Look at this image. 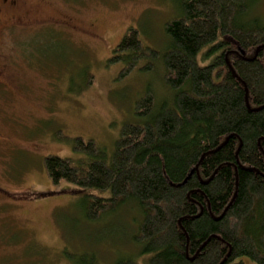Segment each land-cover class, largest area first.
Returning a JSON list of instances; mask_svg holds the SVG:
<instances>
[{
	"label": "trees",
	"instance_id": "obj_1",
	"mask_svg": "<svg viewBox=\"0 0 264 264\" xmlns=\"http://www.w3.org/2000/svg\"><path fill=\"white\" fill-rule=\"evenodd\" d=\"M175 1L164 51L130 28L111 59L121 78L160 63L166 99L148 90L113 152L76 139L79 157L48 156L46 173L90 224L129 209L133 259L264 264V17L258 0Z\"/></svg>",
	"mask_w": 264,
	"mask_h": 264
},
{
	"label": "rangeland",
	"instance_id": "obj_2",
	"mask_svg": "<svg viewBox=\"0 0 264 264\" xmlns=\"http://www.w3.org/2000/svg\"><path fill=\"white\" fill-rule=\"evenodd\" d=\"M175 2L19 0L14 12L2 8L1 33L8 26L0 40V264H75L81 258L147 264L148 258L127 252L130 210L88 223L81 197L61 193L66 183L53 186L44 160H75L76 139L113 152L124 124L140 121L139 99L148 90L157 103L166 99L160 63L121 78L123 64L111 59L130 28L164 51L165 26L178 16ZM254 12L264 17V0Z\"/></svg>",
	"mask_w": 264,
	"mask_h": 264
},
{
	"label": "flooded vegetation",
	"instance_id": "obj_3",
	"mask_svg": "<svg viewBox=\"0 0 264 264\" xmlns=\"http://www.w3.org/2000/svg\"><path fill=\"white\" fill-rule=\"evenodd\" d=\"M18 1L19 0H0V14L2 12V8H5V11H6V7H8V6H9V9H7V10H12L13 9L12 11L14 12V10H15L17 4H18ZM7 12L10 13L9 11H7ZM7 26L8 25L5 24L4 27H1L3 29V31H2V33L0 31V33H1L0 40H1V37H2V34H3L4 30H5V28H7ZM4 76H5L4 74H0V85H5V82H2V80H1V79L4 78ZM5 81H7V80L5 79Z\"/></svg>",
	"mask_w": 264,
	"mask_h": 264
}]
</instances>
